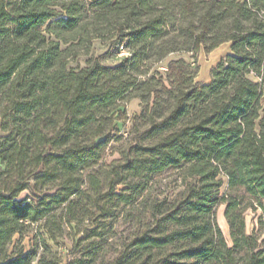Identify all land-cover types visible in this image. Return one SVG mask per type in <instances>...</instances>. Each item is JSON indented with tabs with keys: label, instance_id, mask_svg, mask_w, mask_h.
<instances>
[{
	"label": "trees",
	"instance_id": "trees-1",
	"mask_svg": "<svg viewBox=\"0 0 264 264\" xmlns=\"http://www.w3.org/2000/svg\"><path fill=\"white\" fill-rule=\"evenodd\" d=\"M0 132V264H264V0H0Z\"/></svg>",
	"mask_w": 264,
	"mask_h": 264
},
{
	"label": "rangeland",
	"instance_id": "rangeland-1",
	"mask_svg": "<svg viewBox=\"0 0 264 264\" xmlns=\"http://www.w3.org/2000/svg\"><path fill=\"white\" fill-rule=\"evenodd\" d=\"M107 50V45L102 42V40H95L93 43L92 51L95 52L96 55H100L104 53ZM230 52V46L229 44L222 45L220 48L216 49L210 54H206L204 51H201L199 54V64L201 67V71L198 77V80L203 82H209L211 79V70L212 68L226 55ZM123 54H125V50L123 51ZM122 54V55H123ZM178 55H173L169 59H167L164 63L160 64L159 67L161 70H164L166 68V65L168 61L172 58H178ZM186 59H190L191 55H184ZM85 58H88V55H85ZM117 60H108L107 63H114ZM128 114L129 118L132 119L135 114L140 113L141 110V103L139 100L135 99L128 105ZM130 122H126L125 126L122 128L121 134H124L125 136L128 135V128H129ZM1 135V132H0ZM118 154L115 152H111L108 154L106 160L107 162H110L114 158H117ZM178 188V185H175L174 183L171 184V187H166L163 190V193H160L162 195H170L172 194L176 189ZM159 193V191H157ZM25 195V194H24ZM224 210L225 206H221L217 213L218 223L220 227L222 228L224 234L226 235L228 241L231 243L230 240V233H229V226L227 224V221L224 216ZM259 214L260 211L254 212L253 210L249 209L246 212V221H247V228L248 232L252 233L255 229L261 227L259 223ZM262 238L264 239V231L262 233ZM28 238L25 240V244H27ZM69 242L65 241L62 246L60 247L61 253L66 255V249L65 246H69Z\"/></svg>",
	"mask_w": 264,
	"mask_h": 264
},
{
	"label": "crops",
	"instance_id": "crops-1",
	"mask_svg": "<svg viewBox=\"0 0 264 264\" xmlns=\"http://www.w3.org/2000/svg\"><path fill=\"white\" fill-rule=\"evenodd\" d=\"M230 46V45H229Z\"/></svg>",
	"mask_w": 264,
	"mask_h": 264
}]
</instances>
